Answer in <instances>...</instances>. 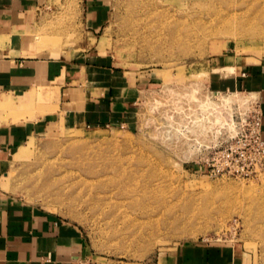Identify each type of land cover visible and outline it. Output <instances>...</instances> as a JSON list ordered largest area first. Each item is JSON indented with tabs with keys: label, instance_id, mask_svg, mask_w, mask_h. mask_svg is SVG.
<instances>
[{
	"label": "rangeland",
	"instance_id": "obj_1",
	"mask_svg": "<svg viewBox=\"0 0 264 264\" xmlns=\"http://www.w3.org/2000/svg\"><path fill=\"white\" fill-rule=\"evenodd\" d=\"M104 1L107 20L95 34L88 33L86 0H47L28 37L58 39L34 55L91 49L131 83L144 85L133 126L56 121L37 128L8 157L0 191L77 227L84 252L76 264H182L181 251L195 245L227 249L234 264H264V159L239 176L198 171L213 149L239 134L255 107L250 99L242 110L249 95L216 94L212 83L230 66L264 62V0ZM222 13L237 16L212 21ZM49 93L47 106L0 108L2 119L38 124L44 113L58 110V98ZM219 109L230 111L234 133ZM177 128L188 130L179 135ZM195 140L204 147L189 152ZM120 168L144 174L135 181L143 191L151 188L152 197L147 194L142 207L155 210L113 195L105 178Z\"/></svg>",
	"mask_w": 264,
	"mask_h": 264
},
{
	"label": "crops",
	"instance_id": "obj_2",
	"mask_svg": "<svg viewBox=\"0 0 264 264\" xmlns=\"http://www.w3.org/2000/svg\"><path fill=\"white\" fill-rule=\"evenodd\" d=\"M45 2L0 0V100L7 98L13 108L23 109L32 108L38 101L47 106L52 96L40 97L43 89L53 91L58 98V110L44 113L38 124L22 122L18 117L5 121L0 111V174L12 151L33 131L56 121L86 127H132L135 107L146 92L144 85L131 83L113 69L108 57L91 49L79 55L65 52L56 58L30 55L28 32ZM85 6L88 33L95 34L107 20L106 2L86 0ZM227 70L212 83L213 89L218 91L216 94L249 95L251 104L260 107L264 140V62L247 67L234 65ZM23 97L27 99L19 101ZM198 171L202 174L205 168L199 165ZM83 252L77 227L22 206L0 191V262L76 264ZM229 254L219 246L195 245L182 250L178 257L182 264H234Z\"/></svg>",
	"mask_w": 264,
	"mask_h": 264
},
{
	"label": "built area",
	"instance_id": "obj_3",
	"mask_svg": "<svg viewBox=\"0 0 264 264\" xmlns=\"http://www.w3.org/2000/svg\"><path fill=\"white\" fill-rule=\"evenodd\" d=\"M254 109L241 120L239 134L229 142L221 144L199 164L205 168L203 175H241L250 169H259L264 159V140L261 137V110Z\"/></svg>",
	"mask_w": 264,
	"mask_h": 264
},
{
	"label": "bare ground",
	"instance_id": "obj_4",
	"mask_svg": "<svg viewBox=\"0 0 264 264\" xmlns=\"http://www.w3.org/2000/svg\"><path fill=\"white\" fill-rule=\"evenodd\" d=\"M242 1L253 2V3H257V4H259V2H260L259 0H242ZM221 15L218 18L212 19V21H219L220 22V20H221V22L223 24H225L228 21L234 20L235 17L237 16L234 13H226V14L222 13ZM55 42H58L57 38H53L51 36H50V38L49 37L45 38V37H42L41 35L36 34L35 37H32L29 41L27 52L30 53V55H34L38 51H42L44 49H51L54 47L53 45L55 44ZM49 91L50 90H48V89H43L42 92L39 94L40 97L45 98V96H48V94H50ZM25 99H27V98L23 97L19 101H23ZM250 101H251L250 98L246 96L245 99L240 102L242 105L241 109L244 110L245 108H247L248 107L247 104H249ZM5 106L6 107H12L13 106L12 101H10L7 98L5 100L4 99L0 100V108H3ZM220 106H223V105H220ZM228 109H226V110H228ZM219 110H220L219 111L220 121L227 125V128H228L230 134L234 133L236 126H235V123L231 117V114L229 113L230 111L226 112L224 109L223 110L219 109ZM226 115H229L230 119L225 118ZM203 121H204V119H203ZM206 124L207 123L204 121L203 126H202L204 129H206V127L204 126ZM187 130H188V128H177V134L184 135V133H186ZM203 147H204L203 143H201L198 140H195V143H192L188 146V150H189V152H191L192 150H202ZM23 154H24V150H20L18 153V157L23 156ZM125 170H126L125 168H120L115 175L108 176L105 179L109 181L110 185L113 184L112 185L113 186L112 192H113V189L115 190L113 192V195H118L121 198L126 199L128 201V204H130L131 207H139V206L142 207L144 205V202H143L144 199L147 198L146 195L150 193L149 196L152 197L151 196L152 190H150L151 189L150 188L146 192V191H143V187L140 186V181L144 178L143 173L139 174L138 172H136L135 174L134 173L127 174V173H124ZM128 175H129V179L127 178ZM130 175H132L133 177L130 178ZM137 177L140 179V181L136 182L135 180H137ZM131 185L133 186V188L132 187L130 188ZM138 187H140V190L138 189ZM142 209H144L145 212H147V211L149 212V210H151V211L155 210L154 208H152V206L149 203H147L146 206L142 207ZM145 212H143V213H145Z\"/></svg>",
	"mask_w": 264,
	"mask_h": 264
}]
</instances>
